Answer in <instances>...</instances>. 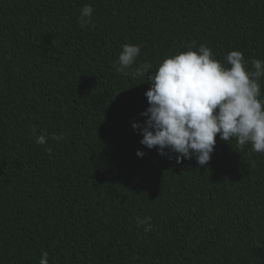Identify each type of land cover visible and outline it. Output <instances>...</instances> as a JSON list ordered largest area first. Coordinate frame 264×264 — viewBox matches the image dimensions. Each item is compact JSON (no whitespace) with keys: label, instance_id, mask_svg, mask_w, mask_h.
I'll list each match as a JSON object with an SVG mask.
<instances>
[{"label":"trees","instance_id":"obj_1","mask_svg":"<svg viewBox=\"0 0 264 264\" xmlns=\"http://www.w3.org/2000/svg\"><path fill=\"white\" fill-rule=\"evenodd\" d=\"M192 41L264 60V0H0V264H264V153L217 134L208 165L177 163L132 127L150 84L121 46L151 73Z\"/></svg>","mask_w":264,"mask_h":264},{"label":"clouds","instance_id":"obj_2","mask_svg":"<svg viewBox=\"0 0 264 264\" xmlns=\"http://www.w3.org/2000/svg\"><path fill=\"white\" fill-rule=\"evenodd\" d=\"M93 11L90 4L81 7V28L94 27ZM185 47L167 55L150 73L151 63H136L141 45L121 46L113 65L116 72L132 80L147 75L150 84L145 92L148 107L141 113L146 119L132 122L133 129L142 134L140 143L177 163L195 158L200 166L210 162L217 134L228 143L235 139L241 150L250 144L251 151L264 153V60L249 61L237 49L220 60L211 47L196 41ZM48 135L46 130L37 135L32 129L37 145H46ZM63 138V134H51L53 140ZM45 151L50 153L51 148ZM136 154L143 157L146 153L138 149ZM150 220V216L138 217L136 223L149 232ZM39 264H49L47 251L42 252Z\"/></svg>","mask_w":264,"mask_h":264}]
</instances>
